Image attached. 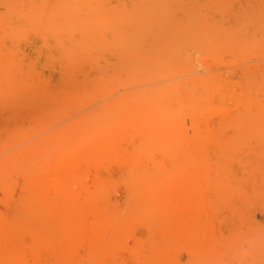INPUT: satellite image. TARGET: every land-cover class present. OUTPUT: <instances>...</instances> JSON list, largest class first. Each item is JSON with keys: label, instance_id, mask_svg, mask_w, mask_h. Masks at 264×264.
I'll return each mask as SVG.
<instances>
[{"label": "rangeland", "instance_id": "1", "mask_svg": "<svg viewBox=\"0 0 264 264\" xmlns=\"http://www.w3.org/2000/svg\"><path fill=\"white\" fill-rule=\"evenodd\" d=\"M0 74V264H264V0H0Z\"/></svg>", "mask_w": 264, "mask_h": 264}, {"label": "bare ground", "instance_id": "2", "mask_svg": "<svg viewBox=\"0 0 264 264\" xmlns=\"http://www.w3.org/2000/svg\"><path fill=\"white\" fill-rule=\"evenodd\" d=\"M19 87H16L12 76L0 74V95L2 96V100L12 98V93ZM22 88L30 89L40 99L47 93H54L57 91V87L51 81L42 77H35L30 82L26 81V83L22 85ZM1 105H3V102H1ZM13 261L11 264H18L17 261Z\"/></svg>", "mask_w": 264, "mask_h": 264}]
</instances>
